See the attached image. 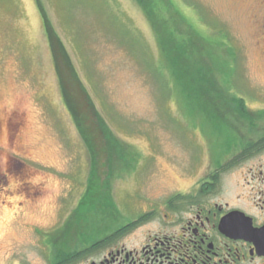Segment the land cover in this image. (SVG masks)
<instances>
[{"label": "rangeland", "instance_id": "1", "mask_svg": "<svg viewBox=\"0 0 264 264\" xmlns=\"http://www.w3.org/2000/svg\"><path fill=\"white\" fill-rule=\"evenodd\" d=\"M172 1L208 52L224 48L221 85L264 112V0ZM38 2L52 43L36 0H0V176L12 174L0 183V264L46 263L35 230L65 225L91 172L92 204L133 211L137 196L191 188L226 141L171 77L134 0ZM256 120L248 139L264 130ZM109 132L139 152L131 167L109 161Z\"/></svg>", "mask_w": 264, "mask_h": 264}, {"label": "flooded vegetation", "instance_id": "2", "mask_svg": "<svg viewBox=\"0 0 264 264\" xmlns=\"http://www.w3.org/2000/svg\"><path fill=\"white\" fill-rule=\"evenodd\" d=\"M231 148L211 158L191 188L137 196L145 205L133 211L112 207L99 224H73L68 245L56 231L36 229L47 236L39 239L45 264L58 246L68 252L63 264H264V160L253 161L264 150L252 153L241 142Z\"/></svg>", "mask_w": 264, "mask_h": 264}, {"label": "trees", "instance_id": "3", "mask_svg": "<svg viewBox=\"0 0 264 264\" xmlns=\"http://www.w3.org/2000/svg\"><path fill=\"white\" fill-rule=\"evenodd\" d=\"M134 1L140 7L153 31L158 50L162 57V62L165 64L171 77L181 86V92L185 95L187 92L196 105L200 106V108H204L203 111L198 110V112H204L209 115V122L207 124L209 126L211 125V129L213 127L212 131L225 138L224 147L221 151L215 153L214 158L217 159L222 157L224 153H227L232 149V146L237 145L239 142H241L242 145H247L252 153L264 150V130L257 134L256 137L258 139L256 141L249 142V144L245 142L244 139H242V141L236 140V136L241 134L243 128L248 132L250 131L249 133H256L255 130L258 126L256 119L263 118L264 112H260L259 115H254L251 110L248 109L244 99L231 96L230 92L219 82L217 75L220 71L227 70L226 64L229 61H224L219 56L223 53L222 49L224 48L221 47L218 54L215 56L208 52L207 46L209 43L205 41V36L198 32L197 29L185 19L172 0ZM36 2L42 17L46 36L49 42H51V26L38 0H36ZM53 35L55 34L53 33ZM51 50L55 58V50L52 44ZM227 53L230 56L229 59H232V54H230L229 51H227ZM73 117L75 116L73 115ZM85 140L86 138H84V141ZM87 145L89 146V143H87ZM106 150H108L109 161H123L126 163L124 167L127 168L131 167L132 161H136L140 157L137 150L121 142L110 132L107 139ZM93 165L92 171H94ZM115 168L116 166L114 165L112 169L115 170ZM92 173L93 172H91L87 182L86 191L78 200L72 216L64 226L55 232V236H62L65 245H68L69 239L71 238L70 227L73 224H75L76 227H84L90 222L95 225L99 224L102 222L101 220H104L108 215L111 208L115 207L112 201L108 205L105 201L92 204L95 202L94 195L97 191L96 188L92 187ZM116 176H118V174ZM103 189L104 188H102V191L104 193L108 190H106V188L105 190ZM99 195L101 197V194ZM100 197L98 198L99 201ZM97 215H102L99 221H96L99 217ZM78 229L77 231H79ZM53 248L54 255L50 264L66 263L68 261V252H62L59 246Z\"/></svg>", "mask_w": 264, "mask_h": 264}]
</instances>
